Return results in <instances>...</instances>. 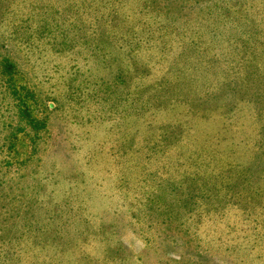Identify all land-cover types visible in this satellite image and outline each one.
<instances>
[{"label": "trees", "instance_id": "1", "mask_svg": "<svg viewBox=\"0 0 264 264\" xmlns=\"http://www.w3.org/2000/svg\"><path fill=\"white\" fill-rule=\"evenodd\" d=\"M163 4L0 0V95L12 101L11 117L4 112L7 106H0V133L6 128L9 137L20 131L30 135L28 127L35 123L28 94L18 89L12 74L25 54L40 59L54 49L51 44L60 53L65 50L59 58H70L66 73L58 72L56 79L97 78L101 91L113 99L106 98L108 112L78 103L90 118L78 115L74 141L68 144L72 169L55 183L72 180L67 189L73 193L59 200L51 194L35 198L33 222L40 227L41 218L52 220L54 206L61 204L70 206L66 213L73 212L66 220L81 207L115 213L122 205L131 216L144 218V206L154 202L148 217L155 214L152 218L164 222L191 214V224L180 220L174 227L199 236L201 224L208 223L216 248L234 252L236 264H264V12L254 0H193L181 13L164 11ZM80 48L86 60L82 71L75 58ZM53 67L63 69L60 63ZM153 71L157 74L148 77ZM116 80L124 95L115 101ZM79 84L82 94L87 85ZM229 212L236 217L231 226ZM24 224L31 228L30 222ZM67 225L57 230L77 237L78 230ZM69 239L71 254H93L89 244ZM25 248L2 244L0 253L8 257L6 264L10 259L20 264L27 259ZM96 260L90 264H103Z\"/></svg>", "mask_w": 264, "mask_h": 264}, {"label": "rangeland", "instance_id": "2", "mask_svg": "<svg viewBox=\"0 0 264 264\" xmlns=\"http://www.w3.org/2000/svg\"><path fill=\"white\" fill-rule=\"evenodd\" d=\"M158 1L161 4L164 3L161 5L164 11L181 13L182 11L178 12V10L193 0ZM254 1L257 2L258 10L264 12V1ZM209 28L218 30L215 25H210ZM225 29L224 31L227 32L228 30ZM56 39H59V36ZM48 41L50 43L51 40ZM51 45V48L54 49L48 51L47 55L39 57L40 59L36 57L34 60L33 58L29 59L25 54V61L20 60L18 71L12 74L18 89L23 94H28L27 102L32 110L35 126L29 125L27 132H30V135L20 131L16 136L9 137V133L5 131L6 128H3L0 133V148L4 144L2 146L4 150L0 155V187L3 189V192L0 191V231L3 230L0 245L26 246L23 255L27 259H21L20 264H90L91 262L95 263L97 257L103 261V264H236L234 252L228 250L229 253H227L222 248L221 251L216 248L214 234L210 231L211 227L208 226V223L201 224V230H204L203 235L195 236L196 234L192 232L190 234L179 229L180 226L179 228L174 227L180 220L191 224V214L184 215L175 221L164 222L156 217L152 218V215L155 214L148 217L155 205L153 201V203L148 202L144 206V218L131 216V213L127 211L128 208L122 205V208L117 209L115 213H106L100 208L93 212L89 209L84 212L85 209L81 207L79 214L77 210L73 217L66 220L65 215L69 214L70 217L73 212L66 213L67 210H70V206L61 204V206H54L52 220L46 217L41 218L40 227L33 222L37 205L35 198L51 194L59 200L68 192L73 193L72 190L68 191L67 189V185L72 180L62 181V184L55 183L56 178L68 174V170L72 169L69 165V161L71 163L72 159L71 146L68 149V144L74 141L75 122H78L77 120L81 116L83 120L86 117L90 118V114L87 115L86 112L81 111L78 103L84 102L83 106L82 104L80 106L91 109L101 106L108 112L107 104L110 102L107 101L113 100L110 99L109 94L101 91L104 85H100L97 78L89 77L81 80L80 76L76 78L78 81L74 80V82L68 83L61 82L63 78L56 79L55 76L58 72L66 73L68 68L66 63L70 58L65 55L59 58L60 56L57 54H63L65 50L60 53L57 50L58 47ZM92 48L94 49V46ZM20 51L24 54L22 49ZM80 53L81 55L78 54L75 58L78 59L82 71L85 68H83V62H86V60L82 61L84 59L82 48H80ZM59 63L60 68L63 69L53 71L55 70L53 65L59 66ZM155 74L157 72L153 71L148 77ZM80 81L87 85H83L85 92L82 94L79 93L82 90ZM69 84L71 88H69ZM115 85L117 87H112L111 95L116 101L123 98L124 93L121 90L124 86L121 83L118 84L117 80ZM98 86L100 88L96 90ZM1 89L4 90V86L0 87ZM78 93L79 95H77ZM1 96L0 106H7L4 112L11 117L10 104L12 101L6 96L1 99ZM98 119L95 121L97 122ZM4 123L9 124V120ZM91 123H93V119L88 120V124ZM33 128L37 132L34 135L37 136V139L35 137L34 141L31 139L35 132ZM72 166L74 167V165ZM87 185L91 191L93 188L91 182ZM8 188H12L13 191L9 193ZM20 189L21 191H19ZM72 201L76 205H82L79 199L72 198ZM81 213L87 216L90 225L93 226L82 221ZM73 218H75L74 221ZM227 220L231 226L236 217L232 212H229ZM24 221L32 224L30 229L27 225H23ZM66 223H68L67 228L71 224L74 229L78 230V232L75 230L77 237H75V233H64V231L57 230L59 227L65 228ZM209 224L213 226L211 223ZM185 225L187 226L188 223ZM94 228H100V231L96 232L98 234H92ZM61 234L63 235L61 236ZM69 238L77 243L82 241L89 244L90 249L88 250L92 251L94 255L92 253L91 256L86 255L78 250L75 251V254H71L67 249V246H73ZM38 243L46 244V246H37ZM54 243L58 245H53ZM55 246L64 247L60 249ZM101 252L102 254H100ZM7 259V256L0 253V264H6ZM12 260L17 263L15 258Z\"/></svg>", "mask_w": 264, "mask_h": 264}]
</instances>
